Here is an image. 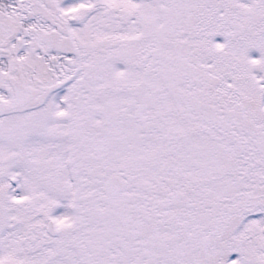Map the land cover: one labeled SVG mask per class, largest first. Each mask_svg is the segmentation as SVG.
Wrapping results in <instances>:
<instances>
[{"label":"snow or ice","instance_id":"obj_1","mask_svg":"<svg viewBox=\"0 0 264 264\" xmlns=\"http://www.w3.org/2000/svg\"><path fill=\"white\" fill-rule=\"evenodd\" d=\"M0 264H264V0H0Z\"/></svg>","mask_w":264,"mask_h":264}]
</instances>
